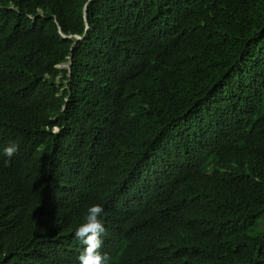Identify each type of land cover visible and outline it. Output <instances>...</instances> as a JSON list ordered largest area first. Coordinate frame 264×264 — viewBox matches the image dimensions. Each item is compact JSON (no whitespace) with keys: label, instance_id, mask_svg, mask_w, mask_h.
<instances>
[{"label":"trees","instance_id":"1","mask_svg":"<svg viewBox=\"0 0 264 264\" xmlns=\"http://www.w3.org/2000/svg\"><path fill=\"white\" fill-rule=\"evenodd\" d=\"M1 160L0 264H75L71 200L11 239L52 166L94 176L120 264H264V0H0Z\"/></svg>","mask_w":264,"mask_h":264},{"label":"clouds","instance_id":"2","mask_svg":"<svg viewBox=\"0 0 264 264\" xmlns=\"http://www.w3.org/2000/svg\"><path fill=\"white\" fill-rule=\"evenodd\" d=\"M76 38L77 40L83 39L82 36H76ZM71 60L72 58H70L68 63L60 65L59 68H68L71 72ZM71 76L72 74H69L68 82ZM46 81L47 80L44 82ZM63 110H66L65 106H63ZM50 121L53 122L56 121V119L51 118ZM44 131L55 135L60 133V129L57 126H52L51 123L45 126ZM18 151V146L14 147V144H11L9 159H5L7 160L5 164H8ZM5 160H1L0 162ZM47 169L54 175V183L48 186V188L39 191L37 196L28 197L20 211L15 215V220L11 228V239L16 247H21L24 239L30 244L31 236L26 235L28 233L35 234L37 229V227H30L24 231L25 222H32L38 217L41 222H51L55 219L54 214H52V209L71 200L75 202L77 206L88 207L84 217L82 216L78 218L76 221L77 225L69 234L68 243L73 248L75 256L74 263L120 264L123 261L125 250L124 238L128 235V232L126 231L122 220L116 231L105 207V194H97L92 190V187L95 186L94 176L82 168H71V170L65 172L62 171L61 167L56 166ZM53 186H56L57 188L50 191ZM111 189L116 190V187L114 186ZM121 189L131 190V186L126 185ZM46 191H50L51 197H49V193L44 194ZM94 197L98 199L93 202L92 200ZM69 215L70 213H67L65 218ZM112 235L118 236L119 240L105 250V238Z\"/></svg>","mask_w":264,"mask_h":264},{"label":"bare ground","instance_id":"3","mask_svg":"<svg viewBox=\"0 0 264 264\" xmlns=\"http://www.w3.org/2000/svg\"><path fill=\"white\" fill-rule=\"evenodd\" d=\"M138 32V31H137Z\"/></svg>","mask_w":264,"mask_h":264}]
</instances>
